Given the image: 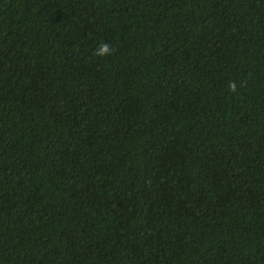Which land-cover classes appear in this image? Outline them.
Returning <instances> with one entry per match:
<instances>
[{
    "label": "trees",
    "instance_id": "1",
    "mask_svg": "<svg viewBox=\"0 0 264 264\" xmlns=\"http://www.w3.org/2000/svg\"><path fill=\"white\" fill-rule=\"evenodd\" d=\"M0 264H264V0H0Z\"/></svg>",
    "mask_w": 264,
    "mask_h": 264
},
{
    "label": "clouds",
    "instance_id": "2",
    "mask_svg": "<svg viewBox=\"0 0 264 264\" xmlns=\"http://www.w3.org/2000/svg\"><path fill=\"white\" fill-rule=\"evenodd\" d=\"M113 52L112 48L110 47L109 44L107 43H102L96 50L94 55L96 56H106V55H111ZM230 88H232L233 90L235 89V84L234 83H230Z\"/></svg>",
    "mask_w": 264,
    "mask_h": 264
}]
</instances>
